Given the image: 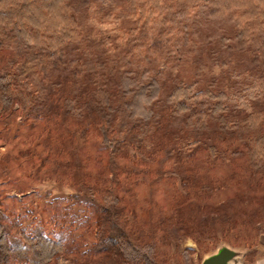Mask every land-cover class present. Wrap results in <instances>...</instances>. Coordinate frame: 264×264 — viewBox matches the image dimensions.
<instances>
[{
    "label": "rangeland",
    "instance_id": "rangeland-1",
    "mask_svg": "<svg viewBox=\"0 0 264 264\" xmlns=\"http://www.w3.org/2000/svg\"><path fill=\"white\" fill-rule=\"evenodd\" d=\"M140 5L96 2L90 15L98 25L77 16L80 41L40 71V119L18 117L7 129L0 122L5 232L17 236L39 227L88 248L96 239L94 210L106 206L109 193L116 196L107 207L117 227L137 243L153 245L157 264H200L222 244L239 250L241 264H264V160L247 154L264 137V115L256 127L229 131L240 123L243 99L264 78L263 27L242 18L237 25L233 16L241 11L219 16L209 4L177 17L184 8L178 2L164 13L166 24L138 23L133 13L142 14ZM22 52L4 46L0 68H19ZM123 77L159 83L149 118L130 115ZM94 80L111 96L108 115L76 123L57 110L66 98L85 102ZM179 86L227 97L201 99L180 111L167 100ZM250 103L264 114V99ZM14 107L20 113L19 101ZM238 193L246 194L248 206L233 225L181 240L172 222L162 219L177 217L179 204L192 201L237 211Z\"/></svg>",
    "mask_w": 264,
    "mask_h": 264
},
{
    "label": "trees",
    "instance_id": "trees-1",
    "mask_svg": "<svg viewBox=\"0 0 264 264\" xmlns=\"http://www.w3.org/2000/svg\"><path fill=\"white\" fill-rule=\"evenodd\" d=\"M108 0H0V50L6 45H17L22 49L23 61L20 67L0 68V122L3 129L12 126L18 117L37 121L38 109L41 108L42 79L40 71L54 63L63 49L80 41L81 31L77 16L85 17L94 25L101 22L90 12L96 2ZM142 14L135 11V21L149 24L155 22L166 24L164 13L172 11L176 2L184 8L174 13L175 16H188L203 4L215 8V14L222 16L233 10L241 11L233 16L237 25L240 18L260 22L264 32V0H140ZM85 64H89L87 61ZM13 65V64H12ZM95 76V75H93ZM123 90L128 96L126 107L132 116L149 118L148 106L155 101L160 92V85L154 79L147 81L123 77ZM249 98L241 104L240 123L229 125V131L236 126L242 130L256 127L263 118V112L255 110L251 101L264 99V78L257 79L251 89ZM225 94L195 92L189 86L176 87L167 100L180 111H186L201 99H226ZM80 98H66L62 105H57L67 114H72L76 123H91L94 119L105 117L111 112V96L96 80L85 102ZM19 101L21 111L15 109ZM56 103V102H55ZM38 111V113H37ZM214 111L224 113L222 107ZM48 147V146H47ZM46 150V148H43ZM254 149V150H253ZM249 148L247 154L255 153L258 160H264V137H260L255 148ZM116 197V196H115ZM112 194L103 197L105 205L94 210L96 214V239L85 248L78 240L62 233L58 236L45 233L39 227L30 232L22 231L17 236H8L4 222L6 213L3 196L0 192V264H157L153 245L137 243L117 227L107 206L114 199ZM238 210H225V204L203 203L192 201L181 203L177 208L179 215L163 216L162 219L172 222L180 239L193 232L215 231L218 227L233 225L234 217L243 212L248 204L243 205L246 194L238 193ZM118 198V197H117ZM188 205V206H187ZM185 206V207H183ZM183 207V208H182ZM185 210V212L183 211ZM247 214V213H243ZM169 217V218H168ZM168 218V219H166ZM252 222L251 219H249ZM199 222V225H197ZM90 223V219L87 220ZM257 223V222H256ZM253 225H256L255 222ZM264 227V225L262 226Z\"/></svg>",
    "mask_w": 264,
    "mask_h": 264
},
{
    "label": "water",
    "instance_id": "water-1",
    "mask_svg": "<svg viewBox=\"0 0 264 264\" xmlns=\"http://www.w3.org/2000/svg\"><path fill=\"white\" fill-rule=\"evenodd\" d=\"M239 250L227 245H220L216 250L203 257L200 264H241Z\"/></svg>",
    "mask_w": 264,
    "mask_h": 264
}]
</instances>
